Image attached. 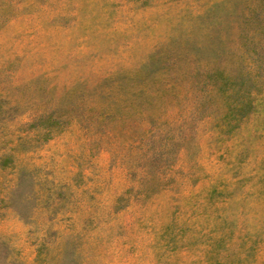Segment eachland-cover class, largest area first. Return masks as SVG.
Segmentation results:
<instances>
[{
  "label": "rangeland",
  "instance_id": "374dc122",
  "mask_svg": "<svg viewBox=\"0 0 264 264\" xmlns=\"http://www.w3.org/2000/svg\"><path fill=\"white\" fill-rule=\"evenodd\" d=\"M0 264H264V0H0Z\"/></svg>",
  "mask_w": 264,
  "mask_h": 264
},
{
  "label": "trees",
  "instance_id": "16d2710c",
  "mask_svg": "<svg viewBox=\"0 0 264 264\" xmlns=\"http://www.w3.org/2000/svg\"><path fill=\"white\" fill-rule=\"evenodd\" d=\"M225 83V81H223Z\"/></svg>",
  "mask_w": 264,
  "mask_h": 264
}]
</instances>
